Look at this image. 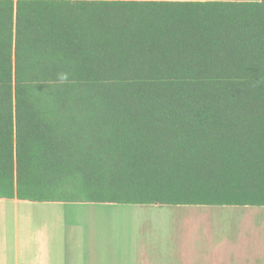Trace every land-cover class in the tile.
Instances as JSON below:
<instances>
[{
	"label": "trees",
	"instance_id": "trees-1",
	"mask_svg": "<svg viewBox=\"0 0 264 264\" xmlns=\"http://www.w3.org/2000/svg\"><path fill=\"white\" fill-rule=\"evenodd\" d=\"M0 198L264 206V0H0Z\"/></svg>",
	"mask_w": 264,
	"mask_h": 264
},
{
	"label": "crops",
	"instance_id": "crops-1",
	"mask_svg": "<svg viewBox=\"0 0 264 264\" xmlns=\"http://www.w3.org/2000/svg\"><path fill=\"white\" fill-rule=\"evenodd\" d=\"M82 203L87 204L73 206L70 210L111 214L113 219L118 220L116 221L118 224L124 218H135L137 223H135V227L133 225L134 230L128 236L122 237L114 234L109 237L111 241L119 239L122 242L125 239L128 241L127 245L123 248H119L121 245L115 248L108 246L104 250L87 249L84 246H74L73 241L82 243V239H72L69 242L71 238L68 239L62 232L58 234L52 246H46L44 240L41 239V231H39L42 220H36L39 224L35 229L36 215L34 213L40 210L60 212V221L58 217L57 222L61 229L64 224V217H61L64 215V210L61 207L66 203L0 198V264H116L126 259L129 264H208L210 252H200L199 250L185 252L183 248H179L178 244L182 236L177 235L175 227L170 226L169 222L173 221V217L178 213L185 216L189 209L199 215L197 224L191 222L190 228L206 230L208 226L211 227V209H216L215 213L221 212L222 215L227 216L217 219H230L228 223L226 220L217 223L219 227L220 224L223 225L221 229L225 228L228 232L235 233V225L238 228L239 224H245L251 228V232L258 231V234H261V238L264 239V206ZM158 218L165 221H158ZM146 224L149 227L146 231H142L140 228ZM187 235L189 233H186L183 238H188ZM249 255L252 263L264 264V249H252L249 254L244 252L245 257Z\"/></svg>",
	"mask_w": 264,
	"mask_h": 264
},
{
	"label": "rangeland",
	"instance_id": "rangeland-1",
	"mask_svg": "<svg viewBox=\"0 0 264 264\" xmlns=\"http://www.w3.org/2000/svg\"><path fill=\"white\" fill-rule=\"evenodd\" d=\"M82 204L87 203L72 202L66 203V205L61 207L64 210V215L61 216L64 217V224L61 229L57 222L58 217L60 221V212L40 210L34 213L36 215L34 219L35 229H37V224H39L36 220H42V226L39 225V231H41V239L44 240L46 246H52L53 241H56L58 234L62 232L68 239L71 238L69 242L72 239H82V243L73 241L74 246H84V248L87 249L97 248L99 250H104L108 248V246L109 248H112V246L115 248L121 245L119 248H123V246L127 245L128 241L125 239H123L122 242L119 241V239L111 241L109 237L114 236V234H118L122 237L128 236L133 232L135 223H137L135 218H124L120 220V224H118L116 222L118 220L115 218L113 219L111 214H97L87 210H70L73 206H80ZM211 210V227L208 226L206 230L189 227L191 222L197 224V219L199 217L196 212L190 209L185 216H183L182 213H178L177 216L172 218L173 221L169 222L170 226L175 227V233L182 236L180 238L181 240L178 242L179 248H183L185 252L197 250L200 252L209 251L210 259L208 260V264H254L250 259V255L245 257L244 252L249 254L252 249H264V239L261 238V234H258V231L251 232V228L245 224H239L238 228L237 225H235V233L228 232L225 228L221 229L223 225L220 224L219 227L217 223L225 220L228 223L230 219H217L227 216L222 215L221 212H219L220 214L215 213L216 209ZM177 217L179 219H176ZM157 220L165 221L161 218ZM206 221L208 222V220ZM148 227L149 226L146 224L140 229L146 231ZM186 233H189V235H187L188 238H183ZM116 264H129V261L126 259Z\"/></svg>",
	"mask_w": 264,
	"mask_h": 264
}]
</instances>
